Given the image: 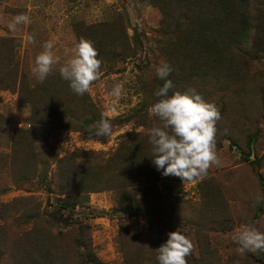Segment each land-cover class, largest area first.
Returning <instances> with one entry per match:
<instances>
[{
	"label": "rangeland",
	"instance_id": "obj_1",
	"mask_svg": "<svg viewBox=\"0 0 264 264\" xmlns=\"http://www.w3.org/2000/svg\"><path fill=\"white\" fill-rule=\"evenodd\" d=\"M18 14L28 15L30 23L19 25L12 32L7 24ZM120 15L126 17L129 36L133 39L137 33L141 39L136 48L137 56L117 64L112 70L103 71L89 93L104 113L115 103L117 111L108 112L109 118L125 116L142 101L137 94L140 76L138 66L143 60L154 64L158 55L160 39L155 30L160 26L162 13L149 1L0 0V40L13 41L19 55L18 73L25 75L30 84H37L39 81L32 68L45 42L54 43L53 53L60 61L53 66L50 76L59 72V68L70 58L71 49L79 42L76 24L111 22ZM253 33L250 34L252 43L255 41ZM28 35L34 36L35 43L27 42ZM258 46L264 47V38L258 42ZM116 84L123 87V94L118 100L109 95ZM212 102L221 115L216 124V151L221 164L212 166L203 180L184 185L172 184L170 204L165 206L153 229L150 230L147 216L141 213L143 206L136 218L129 213L119 212V202L127 198L125 193L115 190L91 193L86 207L80 206L72 212V219H80L90 226L92 249L102 264H128V260L138 262L140 249L143 250L144 260H148V256L155 259L159 243L163 244L168 238L167 234L177 227L193 243L191 254L198 256V250L204 249V264H264V250L241 252L240 246L232 240L234 231L243 225L255 227L264 233V195L258 176L260 174L264 178V53H260V58L250 61L239 83L225 91H216ZM148 110L144 112V123H148L151 118ZM30 112L29 107L20 105L15 90L0 88L2 264L12 263L15 240L32 226L24 215L26 207L34 208V213L42 215L55 200L62 198L61 195L38 189L43 186L38 185L42 181L40 175L33 177L31 183H24L21 188L15 181L12 170L15 130L29 127ZM145 129L134 122L112 124V134L106 141L86 139L80 132H68L54 138L51 145L57 149L56 155L59 157L76 152L86 158H106L116 150L123 134ZM252 161L259 163L257 173ZM49 163L48 167H40L41 172L48 177L56 169L54 161ZM162 186L159 183L160 189H163ZM54 187L52 182L51 188ZM65 235L64 241H57V244L63 248V254L68 252V257H75L77 263V256L82 251H78L74 245L77 236L68 232Z\"/></svg>",
	"mask_w": 264,
	"mask_h": 264
},
{
	"label": "trees",
	"instance_id": "obj_2",
	"mask_svg": "<svg viewBox=\"0 0 264 264\" xmlns=\"http://www.w3.org/2000/svg\"><path fill=\"white\" fill-rule=\"evenodd\" d=\"M142 1H149L162 13L160 26L155 30L160 39L158 55L154 64L143 60L138 66L137 94L142 101L129 114L109 119L111 124L134 122L146 129L123 134L116 150L106 158H86L76 152L62 157L56 155L57 149L51 141L62 133L80 132L86 139L106 141L108 136L95 135V125L104 111L89 92L83 96L75 94L59 72L47 76L42 83L30 84L27 77L17 71L19 55L13 41L0 40V88L15 90L20 105L31 111L29 127L15 130L12 145L15 181L21 188L40 175L42 181L38 185L43 186H39V190L62 196L42 215L26 207L24 215L32 226L15 240L11 264H102L92 249L90 226L71 218L76 208L86 207L94 192L125 193L127 199L119 202V212L129 213L133 218L143 213L150 222V230L153 229L165 206L170 204L172 184L182 183L175 176H163L162 170H157L152 162L149 133L160 121L151 116L149 122L144 123L143 118L144 112L158 99L155 91L164 83L157 77L156 68L167 62L173 69L167 77L173 84L169 95L194 88L213 103L216 91H225L239 83L250 61L264 53V47L258 46L264 38V0ZM126 21V17L120 15L111 22L75 26L78 41L90 40L98 50L102 72L137 56L136 48L141 39L137 33L133 39L129 36ZM252 31L254 43L250 41ZM51 160L56 163V169L48 177L40 167H48ZM251 164L257 173L258 161ZM258 176L264 195V178ZM52 182L54 188H51ZM159 183L163 189L159 188ZM66 232L77 236L74 245L78 251L82 249L77 263L75 257H68V252L63 254V248L57 244L64 241ZM142 251H138L141 255L138 262L128 260V264H158L155 256V259L148 256V260H144ZM186 259L187 264H204V249L198 250V256L191 254Z\"/></svg>",
	"mask_w": 264,
	"mask_h": 264
},
{
	"label": "clouds",
	"instance_id": "obj_3",
	"mask_svg": "<svg viewBox=\"0 0 264 264\" xmlns=\"http://www.w3.org/2000/svg\"><path fill=\"white\" fill-rule=\"evenodd\" d=\"M28 23V15L18 14L7 27L15 32L19 25ZM27 42L35 43L34 36L28 35ZM53 47L52 41L45 42L43 51L35 58L32 72L41 83L52 72L53 66L60 63L53 53ZM98 55L93 42L81 38L71 49L70 58L59 68L61 78L69 82L75 94L83 96L101 78L102 60L98 59ZM172 70L167 62L156 68L157 77L164 83L155 91L154 95L158 99L148 110L151 116L160 121L158 126L150 130L149 143L152 145V162L157 170H162L163 176L179 178L184 185L203 180L212 166H220L216 151V124L221 115L217 106L206 101L194 88L183 92L175 91L169 95L173 84L167 77ZM122 94L121 84L114 85L109 93L116 100ZM116 111L113 103L108 112ZM108 112L102 114L96 123V136H111L112 124ZM167 236V240L156 249L158 264H187L186 258L194 248L191 240L180 227ZM232 240L240 246L241 252L255 253L264 250V233L249 225L237 228Z\"/></svg>",
	"mask_w": 264,
	"mask_h": 264
}]
</instances>
